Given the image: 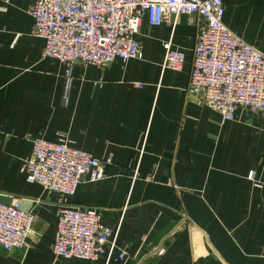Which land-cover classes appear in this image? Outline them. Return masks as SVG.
Instances as JSON below:
<instances>
[{"label":"crops","instance_id":"1","mask_svg":"<svg viewBox=\"0 0 264 264\" xmlns=\"http://www.w3.org/2000/svg\"><path fill=\"white\" fill-rule=\"evenodd\" d=\"M222 1V23L264 55V0ZM32 2L0 0V201L33 214L25 247L0 246V264H264V111L236 107L223 119L186 95L195 16L141 18L140 57L67 66L41 56ZM167 40L183 51L178 68L160 66ZM60 135L110 161L67 197L19 169L32 137ZM59 200L96 207L117 228L113 254L127 257L54 255Z\"/></svg>","mask_w":264,"mask_h":264},{"label":"built area","instance_id":"2","mask_svg":"<svg viewBox=\"0 0 264 264\" xmlns=\"http://www.w3.org/2000/svg\"><path fill=\"white\" fill-rule=\"evenodd\" d=\"M222 0H33L28 7L32 34L42 38L41 56L69 66L75 61L106 64L119 58L140 57L135 38L141 18L149 25L168 22L172 26L184 14L195 16L196 34L186 95L201 100L223 119H232L236 107L264 111V55L236 36L222 23ZM160 66L178 68L182 49L163 44ZM67 75L61 99L66 91ZM109 157L98 158L71 146L66 136L58 140L32 137L29 154L19 169L25 180L67 197L83 175L100 178ZM251 171L247 177L251 178ZM33 214L16 200L0 201V246L5 250L24 248L31 231ZM51 242L54 255L113 258L117 228L101 223L98 209L59 200L55 209ZM180 221L189 224L184 215ZM119 248L114 258L124 260Z\"/></svg>","mask_w":264,"mask_h":264}]
</instances>
